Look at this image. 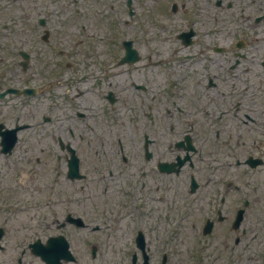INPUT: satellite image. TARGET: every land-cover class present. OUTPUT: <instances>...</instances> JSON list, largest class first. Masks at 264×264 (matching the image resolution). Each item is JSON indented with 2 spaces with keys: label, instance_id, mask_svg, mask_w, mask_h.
Segmentation results:
<instances>
[{
  "label": "flooded vegetation",
  "instance_id": "obj_1",
  "mask_svg": "<svg viewBox=\"0 0 264 264\" xmlns=\"http://www.w3.org/2000/svg\"><path fill=\"white\" fill-rule=\"evenodd\" d=\"M141 1L195 15L180 30L192 29L190 43L179 33L163 48L148 40V72L117 71L115 80L103 71L110 64L97 65L92 92L67 87L62 65L76 63L79 51H67L69 34L49 13L36 18L53 30L31 40L30 74L18 33L3 36L0 264H117L115 240L134 243L150 216L151 233L163 217L174 222L176 264H264V0ZM213 6L227 15L223 29L200 17ZM27 80L52 90L54 112L43 126L23 118ZM72 155L79 173L69 176ZM89 173L103 187L89 186ZM122 186H137L142 197Z\"/></svg>",
  "mask_w": 264,
  "mask_h": 264
},
{
  "label": "rangeland",
  "instance_id": "obj_2",
  "mask_svg": "<svg viewBox=\"0 0 264 264\" xmlns=\"http://www.w3.org/2000/svg\"><path fill=\"white\" fill-rule=\"evenodd\" d=\"M31 0H22V3L25 4L24 5V9L22 8V11L24 12L23 15H21V17H24V28H23V34H28L30 32V29L32 28V22L30 19L32 17V14L34 15V11H33V7H35L34 4L30 3ZM67 0H38L39 2V6L44 10H48L51 11L53 14L56 13L58 14L57 17H55L54 21H53V25L56 26V28L60 29L63 28V31L68 35V39H67V45H82L83 41L80 39V37L77 35V31H76V23L79 22V18L75 17L72 14V6L66 3ZM203 2V0H202ZM100 4H97L95 2V0H80L79 2V6L84 9L83 11V15L86 17L85 21H88L91 23L92 27H95L97 24V20L95 19V11L98 9V6ZM14 6H17V4L15 3H10V2H6L5 0H0V24L1 23H11L12 21L18 19V13L20 12V9H17V14L13 16L12 14V8ZM148 6H151L149 4V2H147L144 5V9L142 8V14L144 19L146 20V23L148 22V28L147 30L142 29L141 27H139L138 25H136L135 23H133L130 26H125L124 31L121 32L120 37H124V35H126V33L128 34H134L137 32V34L142 35V38H139L140 40L145 39L146 37L149 36H157V34L159 33H166L167 31H164L165 28H163L162 26H157L154 25L152 26L150 24V22L152 21L153 18H164V15L162 13H156L153 9H149ZM212 9V13L216 12L217 10H219V8L213 6ZM141 14H137L136 17H138ZM208 15V16H207ZM201 16H203V18L205 16H207L208 20L207 23H211V22H216L218 25H220V19L222 18H227V16H224L222 14L219 13L218 14H202ZM12 19V20H11ZM65 19L66 24L65 26L59 27V21ZM9 21V22H8ZM137 22H141L143 21L141 18H138V20H136ZM179 21L175 22L176 24ZM181 22V21H180ZM152 23V22H151ZM165 23V22H164ZM227 23V22H226ZM138 26V27H135ZM106 27H108V23H106ZM19 30L21 31V29L19 28ZM126 30V31H125ZM90 32V31H89ZM99 32L102 33V30H99ZM97 35H99V33H96ZM80 39L82 42L78 43L75 40ZM159 42L156 38L154 39V43ZM49 164L46 165V168L44 169L45 171H49L48 170ZM161 187L163 186H159V189H161ZM158 189V190H159ZM157 190V191H158ZM153 193H156L155 190V186H153ZM155 198V197H154ZM156 202L153 200V204H155ZM157 204V203H156ZM163 207V205L161 206V208ZM148 224L153 225L154 223L152 221H150L149 219H146ZM158 244V241L156 243V246ZM178 254H173L172 258L173 260L177 263L178 262ZM184 259H186V257H184Z\"/></svg>",
  "mask_w": 264,
  "mask_h": 264
}]
</instances>
